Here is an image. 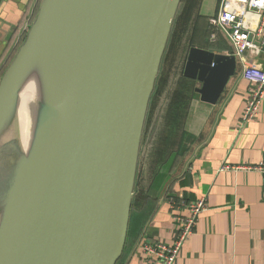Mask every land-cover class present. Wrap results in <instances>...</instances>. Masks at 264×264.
Wrapping results in <instances>:
<instances>
[{
    "label": "water",
    "instance_id": "obj_1",
    "mask_svg": "<svg viewBox=\"0 0 264 264\" xmlns=\"http://www.w3.org/2000/svg\"><path fill=\"white\" fill-rule=\"evenodd\" d=\"M67 1V3H66ZM181 0H42L0 85L13 87L47 10L72 33L58 99L0 229V264H116L127 240L148 106ZM51 12V13H52ZM264 51V49H263ZM235 57L189 50L185 76L220 95ZM264 72V57L259 61ZM2 121V114H0Z\"/></svg>",
    "mask_w": 264,
    "mask_h": 264
},
{
    "label": "crops",
    "instance_id": "obj_2",
    "mask_svg": "<svg viewBox=\"0 0 264 264\" xmlns=\"http://www.w3.org/2000/svg\"><path fill=\"white\" fill-rule=\"evenodd\" d=\"M41 2L0 0V71L13 47L28 33ZM203 7L204 0H201L195 10L187 8V14H191L189 30L173 61L168 63L169 58L159 75L158 96L150 112V122L152 119L155 123L158 113L164 110L160 117L162 125L158 124V134L156 131V139L149 144L145 160L141 162V175L138 174L140 191L149 189L158 172L163 174L157 193L159 205L132 245L125 264H151L142 250L145 243L170 246L176 241L179 223L175 218L186 216L188 211L177 204L173 209L167 198L169 193L192 202L203 198L207 204L194 234L182 247L174 264H264V175L256 171H221L225 165L264 162V101L257 117L241 125L250 83L244 78L239 59L223 38L216 43L209 40L214 47L222 48L213 52L222 51L219 53L235 57V66L232 62L221 63L225 72L234 69L220 95L216 93L208 101L207 92L204 98L207 76L199 75L200 71L196 78L185 76L194 26L199 18L203 23L215 16L220 0H216L212 12L206 14ZM223 44L228 50H223ZM177 120L179 127L175 125ZM168 121L172 122L169 129ZM169 145H172L170 154L163 162L162 150L167 151ZM179 153L182 160L179 175L172 178L177 182L168 192L167 183Z\"/></svg>",
    "mask_w": 264,
    "mask_h": 264
},
{
    "label": "bare ground",
    "instance_id": "obj_3",
    "mask_svg": "<svg viewBox=\"0 0 264 264\" xmlns=\"http://www.w3.org/2000/svg\"><path fill=\"white\" fill-rule=\"evenodd\" d=\"M64 6L61 12L47 10L15 85L0 98V144L20 151L29 141L27 161L18 181L30 169L59 96L72 33L70 14Z\"/></svg>",
    "mask_w": 264,
    "mask_h": 264
},
{
    "label": "built area",
    "instance_id": "obj_4",
    "mask_svg": "<svg viewBox=\"0 0 264 264\" xmlns=\"http://www.w3.org/2000/svg\"><path fill=\"white\" fill-rule=\"evenodd\" d=\"M212 29L210 41L218 42L223 38L229 43L244 70V78L249 81L250 89L241 125L252 122L259 114L264 101V72L259 61L264 57V0H220L218 13L209 19ZM223 170L256 171L264 175V162L259 165L224 166ZM173 209L176 203L171 200ZM179 207L188 211L186 216L175 218L179 223V234L172 245L145 243L144 255L151 264H174L182 247L194 234L201 213L206 210L205 199Z\"/></svg>",
    "mask_w": 264,
    "mask_h": 264
},
{
    "label": "trees",
    "instance_id": "obj_5",
    "mask_svg": "<svg viewBox=\"0 0 264 264\" xmlns=\"http://www.w3.org/2000/svg\"><path fill=\"white\" fill-rule=\"evenodd\" d=\"M200 2L201 0H182L181 1V6L176 16L175 22H174V27H173V30H172V33L169 39V43L167 45L166 52L163 56L161 71L164 65L167 63L168 59L170 58L171 53L172 52L177 53L178 49L181 48V42L185 34L189 30L188 23L190 20H188V18L191 14H187V8H192L193 10H195L200 5ZM39 6H40V3L36 8V13L39 9ZM211 32H212V29L210 27L209 20L204 21L202 23L201 18H199L194 26V30L192 31L193 36L189 39V47L191 48L197 47L199 49H203L206 51H215L218 48H220V46L217 48L216 46L214 47V45L210 44L209 40L211 37ZM27 34L22 38L21 43H23L26 40ZM220 40H221V37L219 38L218 41ZM223 46H224L223 50H228L226 45L223 44ZM173 48H175V50ZM218 52H222V51H218ZM159 78L157 80L156 88L159 82ZM156 91L157 89H155V93L152 97V100L149 106V115H148L149 122H150V115H151L150 112L153 109L154 101L155 102L157 101L158 92L156 94ZM177 156L178 158H180V153ZM152 179L153 181L149 189L148 190L142 189V191H140L139 190V180L137 177L135 188H134L135 196L132 200V206H131V215H130L127 240H126V244L124 247V251L116 264H125L132 245L138 240L139 235L142 233L144 227L149 222V220L153 217V215L155 214L158 208V205H159V199L157 197V193L159 189L158 186L163 181V174L161 172H158ZM167 195L169 196L167 198L170 201L173 200L177 204V207L180 206L181 202L183 201L186 204H190L192 202L190 199H187V198L180 199L178 197H175V195H173L172 193H169Z\"/></svg>",
    "mask_w": 264,
    "mask_h": 264
},
{
    "label": "rangeland",
    "instance_id": "obj_6",
    "mask_svg": "<svg viewBox=\"0 0 264 264\" xmlns=\"http://www.w3.org/2000/svg\"><path fill=\"white\" fill-rule=\"evenodd\" d=\"M215 5H216V0H204V7H203L204 12L207 14L208 12L214 11ZM40 6H39V9H38L36 15L33 16L34 21L31 24V26L29 27V31L32 30V27L38 18ZM180 6H181V3H180ZM180 6L178 8L177 14L179 12ZM177 14H176V16H177ZM175 19H176V17H175ZM174 22H175V20H174ZM173 27H174V23H173ZM173 27H172V30H173ZM172 30H171V33H172ZM170 36H171V34H170ZM181 36H179V37H181ZM169 39H170V37H169ZM25 42H26V40L23 43L20 42L19 45L13 47L9 58L6 60L7 63L4 65V67L0 71V85H1V83L5 77L6 73L8 72L10 66L12 65L15 58L17 57L21 47L24 45ZM168 43H169V40H168ZM168 43H167V45H168ZM20 44H21V46H20ZM173 49L175 50V48H173ZM174 53L175 52L171 53V56H170L168 63L173 61ZM161 66H162V62H161ZM161 66H160V70H159L157 80H158L160 72H161ZM157 80H156V84H157ZM156 84H155V88H154V91H153L152 96H151V100H152V97L155 93ZM151 100H150V103H151ZM150 103H149V106H150ZM149 106H148V110H147V114H146L144 130H143V135H142V140H141L140 156H139L136 180H137L138 174L140 173V175H141V172L143 169L141 162L145 160V156L147 154L146 151L148 149L149 144H152L154 142L156 131L158 134L159 128H157V127H159L158 124L161 127L162 118L160 119V117L163 116V114H164V110L160 111V113H158L159 116L156 119L155 123H152V119H151V122H149V117H148ZM182 116L183 115H181L179 118L181 119ZM187 116H189V114ZM169 117H167V118L169 119ZM167 118L165 120H168ZM169 124L171 125L172 122L170 121L167 124L168 129L170 128ZM179 124L180 123L177 120L175 125H177L179 127ZM162 129L164 131H166L164 129V127ZM171 147H172V145H169L167 148V151H165L164 149L162 150L163 162L169 156ZM28 149H29V141L25 144L23 149H22V147L20 148V151L14 149L11 145L0 144V229H1V224H2L3 218L7 215L8 211H9L10 200L13 197L15 191L12 190L13 191L12 196L7 202H6V199L8 198V194H9L11 188L13 187V185L15 183L16 172H17V177L19 178V176L21 175V172H22V170L26 164L27 156H28ZM18 151H19V153H18ZM176 158L177 159H175V156H173V158H172V161H174V159H175L176 162L172 168V171L170 174V180L167 183L166 189H168V192H171L173 190V187L177 182V181L172 180V178L179 175V169H180V165H181L182 160H181V158H178V157H176ZM167 167L168 166H166L165 168H167ZM136 180H135V183H136ZM4 204H5V206H4Z\"/></svg>",
    "mask_w": 264,
    "mask_h": 264
}]
</instances>
